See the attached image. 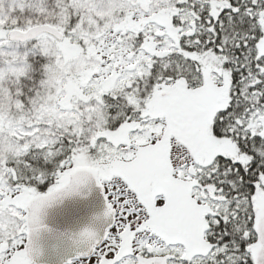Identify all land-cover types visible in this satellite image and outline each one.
I'll return each instance as SVG.
<instances>
[{"label":"snow or ice","instance_id":"1","mask_svg":"<svg viewBox=\"0 0 264 264\" xmlns=\"http://www.w3.org/2000/svg\"><path fill=\"white\" fill-rule=\"evenodd\" d=\"M93 181L77 264H264V0H0V264Z\"/></svg>","mask_w":264,"mask_h":264},{"label":"water","instance_id":"2","mask_svg":"<svg viewBox=\"0 0 264 264\" xmlns=\"http://www.w3.org/2000/svg\"><path fill=\"white\" fill-rule=\"evenodd\" d=\"M104 196L94 181L65 197L42 213V228L33 237L34 264H68L86 245L80 239L85 229L102 234L105 227Z\"/></svg>","mask_w":264,"mask_h":264},{"label":"flooded vegetation","instance_id":"3","mask_svg":"<svg viewBox=\"0 0 264 264\" xmlns=\"http://www.w3.org/2000/svg\"><path fill=\"white\" fill-rule=\"evenodd\" d=\"M73 264H77V259H75V260L73 261Z\"/></svg>","mask_w":264,"mask_h":264},{"label":"trees","instance_id":"4","mask_svg":"<svg viewBox=\"0 0 264 264\" xmlns=\"http://www.w3.org/2000/svg\"><path fill=\"white\" fill-rule=\"evenodd\" d=\"M41 191H46V188H41Z\"/></svg>","mask_w":264,"mask_h":264}]
</instances>
